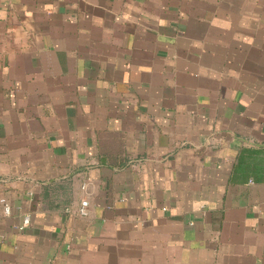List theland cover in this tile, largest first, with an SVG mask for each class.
Here are the masks:
<instances>
[{"label":"crops","instance_id":"1","mask_svg":"<svg viewBox=\"0 0 264 264\" xmlns=\"http://www.w3.org/2000/svg\"><path fill=\"white\" fill-rule=\"evenodd\" d=\"M0 217V264H264V0H0Z\"/></svg>","mask_w":264,"mask_h":264},{"label":"built area","instance_id":"2","mask_svg":"<svg viewBox=\"0 0 264 264\" xmlns=\"http://www.w3.org/2000/svg\"><path fill=\"white\" fill-rule=\"evenodd\" d=\"M88 206H89V202L88 201H82L80 207H79V214L81 216H87L88 215ZM3 211L6 215H9L12 211L11 206L9 204H4V208ZM1 220V217H0ZM30 221V216H25L24 217V223L28 224Z\"/></svg>","mask_w":264,"mask_h":264}]
</instances>
